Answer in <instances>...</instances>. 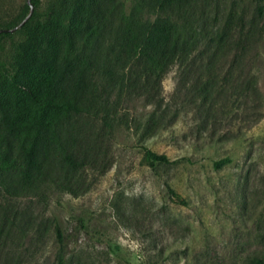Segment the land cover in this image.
I'll use <instances>...</instances> for the list:
<instances>
[{
    "label": "rangeland",
    "instance_id": "rangeland-1",
    "mask_svg": "<svg viewBox=\"0 0 264 264\" xmlns=\"http://www.w3.org/2000/svg\"><path fill=\"white\" fill-rule=\"evenodd\" d=\"M122 1L129 11L134 0ZM25 3L0 0V25ZM18 38L3 39L1 57ZM257 73L263 114L250 126L230 89L201 111L196 91L174 89L175 68L163 78L159 109L137 89L105 84L106 120L90 124L96 156L65 172L74 191L48 178L46 197L30 191L13 202L0 264H57L61 246L65 264H255L264 256V37ZM143 146L171 161L151 167Z\"/></svg>",
    "mask_w": 264,
    "mask_h": 264
},
{
    "label": "trees",
    "instance_id": "trees-1",
    "mask_svg": "<svg viewBox=\"0 0 264 264\" xmlns=\"http://www.w3.org/2000/svg\"><path fill=\"white\" fill-rule=\"evenodd\" d=\"M32 2L33 14L20 28L0 32V47L19 35L0 56V236L15 221L13 202L22 193L46 197L41 185L48 178L74 191L65 172L96 156L90 124L106 120L105 84L137 89L159 109L163 78L175 68L174 89L196 91L192 100L201 111L230 89L248 126L262 117L257 57L264 0H134L129 11L122 0H48L44 18L40 0ZM28 9L25 3L0 28L16 25ZM143 149L151 167L171 161ZM56 234L62 243L59 224ZM254 261L264 264V256ZM57 264H65L62 246Z\"/></svg>",
    "mask_w": 264,
    "mask_h": 264
},
{
    "label": "water",
    "instance_id": "water-1",
    "mask_svg": "<svg viewBox=\"0 0 264 264\" xmlns=\"http://www.w3.org/2000/svg\"><path fill=\"white\" fill-rule=\"evenodd\" d=\"M26 3L29 6V10H28L27 14L23 17V19L12 27L0 28V32H2V31L13 32V31L17 30L18 28H20L26 22V20H28L30 18V16L33 14V11H34V4H33L32 0H26Z\"/></svg>",
    "mask_w": 264,
    "mask_h": 264
}]
</instances>
